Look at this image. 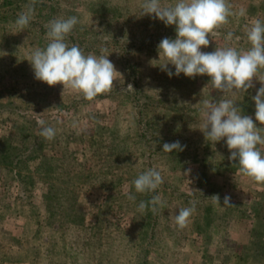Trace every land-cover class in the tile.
<instances>
[{"label":"rangeland","instance_id":"obj_1","mask_svg":"<svg viewBox=\"0 0 264 264\" xmlns=\"http://www.w3.org/2000/svg\"><path fill=\"white\" fill-rule=\"evenodd\" d=\"M29 2L0 0V264L264 263V183L239 172L226 140L213 144L201 131L204 101L221 98L260 126L252 97L261 83L253 78L247 93L223 96L207 75L169 77L158 45L176 38L175 25L141 15L144 0H37L20 31L15 21ZM228 2L246 15L230 17L201 51L251 47L246 32L264 21V0ZM72 16L78 23L65 42L85 55H109L119 73L111 93L91 101L35 79L27 60L49 43L51 20ZM39 120L56 129L53 140L40 135ZM176 141L183 151L163 152ZM150 168L162 173L165 204L146 216L137 207L150 195L132 182ZM189 201L196 211L180 229L175 216Z\"/></svg>","mask_w":264,"mask_h":264},{"label":"clouds","instance_id":"obj_2","mask_svg":"<svg viewBox=\"0 0 264 264\" xmlns=\"http://www.w3.org/2000/svg\"><path fill=\"white\" fill-rule=\"evenodd\" d=\"M37 0H30L26 10L17 17L16 27L23 31L30 23ZM141 15H153L166 26L175 25L176 38H163L159 45V57L165 61L159 64L162 71L169 77H186L207 75L213 89L226 94H245L254 87L256 78L261 87L252 97L255 102V121L242 114V109L236 106L232 99L221 98L218 102L204 101L201 115L204 118L202 130L206 139L215 144L226 140L230 151L229 160L238 161L239 172L253 182L264 183V21L255 20L246 32L247 41L251 47L247 50L237 48L216 47L212 52H203L210 44L209 37L216 35L229 24V18L246 15L244 8L234 11L228 0H176L174 4H162L161 0H144ZM78 23L76 16L67 19H53L46 26L49 43L43 49H35L30 57L35 79L49 86L63 85L81 94L86 100H93L98 95L108 94L114 89V81L119 74L109 55H85L77 45L71 47L65 42ZM234 33L229 31L226 40L232 41ZM239 40L240 37H235ZM212 40V39H211ZM104 50L102 49L101 52ZM159 59V60H160ZM168 65L175 68L173 73ZM128 87L132 88L131 85ZM40 135L51 141L55 138L56 129L46 126L44 120H39ZM186 146L179 141L165 143L163 152L173 150L183 151ZM161 171L150 168L141 172L134 180L135 192L150 195L148 201L141 200L137 211L145 215L146 211L155 214L164 207L165 201L158 194V189L164 184ZM127 198L135 202L136 196L128 194ZM219 203L218 196L211 197ZM190 206L179 209L175 222L184 229L190 222V217L196 211V202L189 201ZM224 206H232L230 197H224Z\"/></svg>","mask_w":264,"mask_h":264},{"label":"trees","instance_id":"obj_3","mask_svg":"<svg viewBox=\"0 0 264 264\" xmlns=\"http://www.w3.org/2000/svg\"><path fill=\"white\" fill-rule=\"evenodd\" d=\"M184 119H185V118H184ZM182 120H183V119H181V122H183V124H182L181 126H183V125L186 124L185 120H183V121H182ZM179 127H180V126H179ZM179 127H178V131H179ZM173 132H176V129L173 130ZM2 140L5 141L4 138H3ZM2 140H1V141H2ZM34 151H35V150H34ZM5 158H6V157H5ZM40 159H41V158H40ZM41 166H43V164H40V167H41ZM22 179H23L22 181H25L26 183L29 182V181L31 180V178L29 177V175L24 176V177L22 176ZM20 180H21V179H20ZM252 205H253V204H251V205H247V206L245 207V209L252 208ZM256 207H258V206H256ZM254 209H256V208H254ZM254 209H252V210H254ZM258 209H259V208H257V211H258ZM242 212H243L244 214H246L245 216H248V213H247L246 210H243ZM146 216H149V213L146 214ZM47 218H48V217H47ZM258 221H259V220H258ZM260 221H262V220H260ZM262 224H263V223H262ZM263 226H264V224H263ZM238 257H240V256H238ZM241 260H245V256H244V255H243V258H242ZM262 264H264V263H262Z\"/></svg>","mask_w":264,"mask_h":264}]
</instances>
